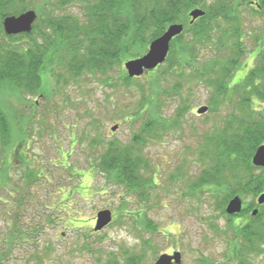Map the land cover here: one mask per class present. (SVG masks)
I'll use <instances>...</instances> for the list:
<instances>
[{
	"label": "rangeland",
	"instance_id": "obj_1",
	"mask_svg": "<svg viewBox=\"0 0 264 264\" xmlns=\"http://www.w3.org/2000/svg\"><path fill=\"white\" fill-rule=\"evenodd\" d=\"M41 1L28 0V9H35L34 4L39 5ZM235 1L242 11L241 27L246 31V51L235 73L239 77L254 65L256 55L264 47L262 40H258L264 31V16L255 14L251 7H256L259 0ZM84 2L68 0L64 7L80 15ZM212 2L206 0L205 8L201 4L191 7L184 22L172 23H184L186 28V23L194 22L190 11L201 8L206 12V7ZM221 27L229 26L222 24ZM2 31L5 32L0 27V42L8 41ZM216 38L204 39L199 52L196 50V59L201 67L219 55ZM193 39L191 33L186 32L182 39L174 42V47L192 48ZM149 44L137 49L141 52L138 55L145 54ZM135 56L127 53L121 57L120 63L108 72L112 77L110 83L102 82L101 75L89 74L76 81L68 73H62L57 82L50 72L52 65H49L41 96L22 98L6 91L8 93L3 100L8 102L2 108L18 117L16 121L20 127L14 126L17 136L25 132L26 125L32 126L33 136L26 138L25 146L17 147L15 142L7 150L0 140V168L4 157L11 161V185L7 188L0 186V236L5 237L14 229L15 214L22 225L24 223L32 229L29 240L12 248L6 264H27L34 252L41 251L46 255L47 250L49 254L44 259L45 264H128L132 256L141 257L138 264H154L161 254L171 250L182 253L183 264H208V260L209 264H237L235 243L240 237L235 229L252 220L255 208L264 212V205H258V196L264 192V182L256 195L243 196L247 210L234 216L224 213L216 203L215 187H202L196 195L189 193L188 185L193 184L201 172L195 148L201 135L219 119L217 111L197 112L201 106L210 107L212 85L182 82L181 94L189 96L186 119L179 126H170L161 140H151L146 144L145 154L158 174L155 176L157 184L151 189L150 200L144 207L137 197H129L130 202L123 205L127 198L125 190L108 180L99 168L91 166L95 153L87 132L91 128L92 111L101 119L96 124L99 126L97 131L107 140L128 142L144 121V118L136 117V110L140 108L141 87L146 91L150 88L151 74L146 71L136 76L139 78L134 77L130 87L122 85L123 77L128 75L125 62ZM172 61V67L166 62L156 70L163 74L159 96L161 112L166 116H173L180 103V96L172 93L173 87L181 82L174 56ZM186 63V74L190 75L196 66L192 60ZM176 65L179 66L178 63ZM164 90L170 92L166 94ZM255 101V106H260L259 100ZM226 111L227 108L222 107L220 114ZM115 124L118 128L112 130ZM6 153H10L9 156ZM25 154L29 155V162L40 168L41 177L25 187V198L19 204L15 200L19 195L13 191V186L22 183L26 169L22 156ZM181 171L184 175L174 180L171 175ZM255 173L264 180V170L258 168ZM102 209H111L114 219L104 229L95 232L97 213ZM141 212L146 216L139 218ZM247 264H264V251L256 257L251 253Z\"/></svg>",
	"mask_w": 264,
	"mask_h": 264
},
{
	"label": "trees",
	"instance_id": "obj_2",
	"mask_svg": "<svg viewBox=\"0 0 264 264\" xmlns=\"http://www.w3.org/2000/svg\"><path fill=\"white\" fill-rule=\"evenodd\" d=\"M27 1L0 0L2 29V19L6 15H16L28 9ZM67 1L42 0L39 5L34 4L38 18L30 32L8 35L2 31L8 39L0 42V140L6 150L15 142L17 147H21V144L22 147L25 146L26 138L32 136V126L28 125L25 126V132L17 136L14 126L17 129L20 127L18 120L16 121L18 117L15 118L14 113L2 108L8 102L3 100V96L6 97L8 93L6 91L14 92L15 96L22 98L27 95L41 96L44 94L49 65H52L50 72L57 82L62 73H68L76 81L82 75L89 74L101 75L102 82L110 83L112 77L108 72L120 63L122 56L129 53L139 57L141 52L137 49L146 47L153 38L163 33L168 24L184 22L188 10L195 5L206 6V0H85L83 13L78 15L65 10ZM257 5V8L251 6L253 12L264 16V0H259ZM206 8L205 15L190 25L186 23L184 31L173 38L164 62L172 67L174 56L175 68L179 69L176 73L181 82L173 87L172 93L180 96V103L173 116L164 115L160 109L159 93L162 90L163 74L156 70L164 63L148 71L151 74L150 88L146 91L141 87L140 108L136 110V117H142L144 121L128 142L104 138L97 131L99 126L96 125L101 119L94 111L91 112V128L87 132L91 136L90 146L95 153L91 166L99 168L107 175L108 180L125 190L127 198L123 205L130 202L129 197H137L144 204L142 207L150 200L158 173L145 154V146L151 140H161L170 126H179L186 119L189 96L181 94L182 82L185 80L212 85L209 111L219 112V119L210 130L201 135L199 145L195 148L194 154L198 157L201 172L194 183L188 185L189 193L196 195L202 187H215V201L226 213L225 206L234 195L254 196L262 190L264 180L255 171L258 168L264 170V167L255 166L252 157L264 143V47L256 55L254 65L242 76L236 77V69L246 51V31L241 27V8L235 0H213ZM222 24L229 27L221 29ZM186 32L194 37L191 40L192 48L180 46L175 49L174 42L182 39ZM213 37H217L219 55L201 67L196 59V50L199 52V45L204 43V39L206 41ZM258 40H262L264 44V31ZM189 60L196 66L190 75L186 74V62ZM133 78L125 75L122 85L130 87ZM169 92L164 90L163 93ZM256 99L259 100L258 107L255 106ZM222 107L227 108L225 114H220ZM28 156H22L26 163L22 176L24 185L19 183L21 185L13 186V191L19 195L15 199L19 204L25 198V187L41 177L40 168L29 162ZM10 163L4 157L0 168V186L6 188L11 185ZM180 175H184V172L171 176L175 180ZM246 210L244 206L240 213L226 214L234 216ZM143 215L145 212H141L139 218ZM14 218V229L5 237L0 236V264H6L12 248L29 240L32 232L23 223L24 228L16 214ZM257 218L259 219L256 220ZM235 230L240 237L235 243L237 264H247V257L252 252L264 251V212L259 211L250 222L236 226ZM47 253L49 254L48 250ZM47 253L44 255L41 251L34 252L27 264H45ZM242 258L245 260L242 261ZM140 259V256H132L127 263L138 264Z\"/></svg>",
	"mask_w": 264,
	"mask_h": 264
},
{
	"label": "water",
	"instance_id": "obj_3",
	"mask_svg": "<svg viewBox=\"0 0 264 264\" xmlns=\"http://www.w3.org/2000/svg\"><path fill=\"white\" fill-rule=\"evenodd\" d=\"M192 21L205 15V11L201 8H195L190 11ZM38 18V12L35 9H28L17 15H6L3 18V28L6 34H20L30 32L34 23ZM184 23H172L167 29L154 38L150 44L147 52L139 57L129 59L125 62V68L130 77H136L143 75L148 70L155 69L158 65L165 62L170 48L171 41L174 37L181 34L184 31ZM209 109L208 106L204 105L197 109L198 114H203ZM118 125L112 126V130H116ZM252 163L255 166L264 167V143L261 144L255 151L252 157ZM258 203H264V192L258 196ZM243 198L240 194L234 195L229 199L226 205V212L228 214L240 213L243 210ZM259 209L255 208L252 211L253 215L258 213ZM113 220V212L111 209H102L97 213L96 224L94 231L98 232L104 229ZM183 264L182 253L175 251L173 254L163 253L159 256L154 264Z\"/></svg>",
	"mask_w": 264,
	"mask_h": 264
},
{
	"label": "flooded vegetation",
	"instance_id": "obj_4",
	"mask_svg": "<svg viewBox=\"0 0 264 264\" xmlns=\"http://www.w3.org/2000/svg\"><path fill=\"white\" fill-rule=\"evenodd\" d=\"M259 210H260V209H259ZM173 253H174V250H171V251L168 252V254H173ZM252 253H253V256L256 257V256L262 254L263 252H255V251H254V252H252Z\"/></svg>",
	"mask_w": 264,
	"mask_h": 264
}]
</instances>
